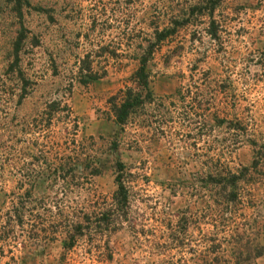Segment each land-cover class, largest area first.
<instances>
[{
	"label": "rangeland",
	"instance_id": "374dc122",
	"mask_svg": "<svg viewBox=\"0 0 264 264\" xmlns=\"http://www.w3.org/2000/svg\"><path fill=\"white\" fill-rule=\"evenodd\" d=\"M258 247L264 0H0V264H264Z\"/></svg>",
	"mask_w": 264,
	"mask_h": 264
},
{
	"label": "trees",
	"instance_id": "16d2710c",
	"mask_svg": "<svg viewBox=\"0 0 264 264\" xmlns=\"http://www.w3.org/2000/svg\"><path fill=\"white\" fill-rule=\"evenodd\" d=\"M168 33V32H167ZM164 31H160L159 33H157V37H155L156 42L162 40V38H164V36H166L167 34ZM153 52V44L149 46L148 50L146 51L145 55H142L138 62H139V67L135 73V78L138 82L139 85L142 86H146L147 85V75L145 74V67H146V63L148 61L147 56H149L150 54H152ZM87 62V60H82V64L79 67V73L82 74L84 70H86V81L88 80H94L96 78V73H93L92 70L90 69L89 65H85V63ZM85 82V81H84ZM125 98H121L119 100L118 103L114 104V109H113V113L115 116V120L119 123H123L131 108L135 105H138L139 103H141V100L138 98V95L134 94L132 92V90H127V92L125 93ZM124 169V165L121 162H117V166H116V172H117V176H116V182H117V188L114 192V200H116L117 202L120 201H124L127 200L128 197V187L125 185V181L123 179V171ZM212 174V173H211ZM234 179H236L235 175L232 176ZM232 178V179H233ZM25 214L23 213L22 210L19 209H15V211L13 212H8L6 213V223H11V222H15L16 224H20L22 225L23 220H24ZM66 219H64L63 222L65 223H70V221L67 219V217H65ZM43 219H41L39 217V220H34V224H33V228L37 229V230H43L41 229L42 227L38 226L39 224L42 225ZM52 224V221L51 223ZM51 226V225H49ZM65 226H70L71 228H69V230H67L66 232L69 234L68 238L71 242H73V238L75 237L76 234V227L81 228L80 225L76 222H73L71 224H67ZM53 227V225H52ZM7 235V233H6ZM5 235V236H6ZM71 244V243H70ZM264 250V247H258V250L256 252L257 255H260L262 253V251Z\"/></svg>",
	"mask_w": 264,
	"mask_h": 264
}]
</instances>
